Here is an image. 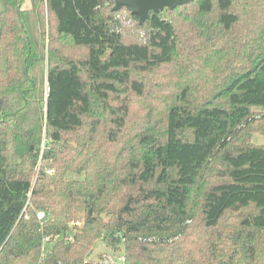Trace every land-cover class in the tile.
Returning <instances> with one entry per match:
<instances>
[{
    "label": "trees",
    "instance_id": "16d2710c",
    "mask_svg": "<svg viewBox=\"0 0 264 264\" xmlns=\"http://www.w3.org/2000/svg\"><path fill=\"white\" fill-rule=\"evenodd\" d=\"M1 1L0 264H264V0Z\"/></svg>",
    "mask_w": 264,
    "mask_h": 264
},
{
    "label": "rangeland",
    "instance_id": "374dc122",
    "mask_svg": "<svg viewBox=\"0 0 264 264\" xmlns=\"http://www.w3.org/2000/svg\"><path fill=\"white\" fill-rule=\"evenodd\" d=\"M2 9H3L2 1L0 0V12L2 11ZM131 21L132 20H130V18L127 15H125L123 22H127L129 28L125 26L124 29H125L126 34L124 38L128 42H132L133 39H136L135 36L138 37V35L134 31H132ZM81 54H82L81 51H78V50H72V49L68 50V55L71 58H80ZM4 68H5V62L2 58H0V70H3ZM171 71L172 69L168 68V69H165V71L162 74L154 75L152 77V80H151L152 90L150 91V96L159 97L161 94H164L166 92V89H169V92L177 91L178 86L176 85V83L171 84L176 81L177 76L172 75ZM164 98H167V95H165ZM144 101H149V99L144 100ZM145 107H148V104H143V101L141 100L137 102L136 100H132V98H130V106H129L130 116H129L126 131H125V135L132 133V127H131L132 125L136 127H140L145 122L144 120L145 119L144 116L146 114ZM151 111H152V108H151ZM254 120L255 122H253V126L259 125L260 129H264L263 128L264 127V112H256ZM123 140H124V137L122 138L121 141ZM44 141L45 140L42 139L39 142L41 149H43ZM100 141H103V134L100 135ZM252 142L258 145L264 144V136L255 134L252 137ZM69 178H75V175L70 174ZM94 248H95L93 251L94 253H92L90 256V259H92V261L97 260L98 258H102V257L106 259L108 258L109 255H112V253L109 250H106L102 246V244L99 242L94 245Z\"/></svg>",
    "mask_w": 264,
    "mask_h": 264
},
{
    "label": "water",
    "instance_id": "95a60500",
    "mask_svg": "<svg viewBox=\"0 0 264 264\" xmlns=\"http://www.w3.org/2000/svg\"><path fill=\"white\" fill-rule=\"evenodd\" d=\"M115 10L124 7L137 15H145L148 10L157 12L165 7H174L182 4L184 0H113Z\"/></svg>",
    "mask_w": 264,
    "mask_h": 264
},
{
    "label": "built area",
    "instance_id": "2783aa9c",
    "mask_svg": "<svg viewBox=\"0 0 264 264\" xmlns=\"http://www.w3.org/2000/svg\"><path fill=\"white\" fill-rule=\"evenodd\" d=\"M36 215H37V219L40 220V221L43 220L44 219V216H45L44 213L41 212V211L40 212H37ZM68 240H72V239L68 237ZM47 241H48V238H45L44 239V242H47ZM104 261L107 262V263L108 262L114 263L115 259L112 258V257H110V256H108V258L104 259Z\"/></svg>",
    "mask_w": 264,
    "mask_h": 264
},
{
    "label": "crops",
    "instance_id": "0c3cea01",
    "mask_svg": "<svg viewBox=\"0 0 264 264\" xmlns=\"http://www.w3.org/2000/svg\"><path fill=\"white\" fill-rule=\"evenodd\" d=\"M30 5V1L29 0H24V7L28 8Z\"/></svg>",
    "mask_w": 264,
    "mask_h": 264
}]
</instances>
